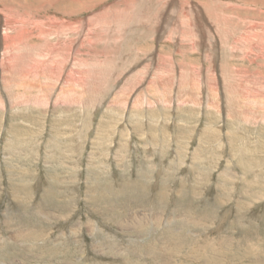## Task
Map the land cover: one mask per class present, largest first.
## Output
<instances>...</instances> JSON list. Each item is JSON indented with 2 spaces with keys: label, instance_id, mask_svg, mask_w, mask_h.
<instances>
[{
  "label": "rangeland",
  "instance_id": "rangeland-1",
  "mask_svg": "<svg viewBox=\"0 0 264 264\" xmlns=\"http://www.w3.org/2000/svg\"><path fill=\"white\" fill-rule=\"evenodd\" d=\"M0 56V264H264V0H0Z\"/></svg>",
  "mask_w": 264,
  "mask_h": 264
},
{
  "label": "bare ground",
  "instance_id": "bare-ground-1",
  "mask_svg": "<svg viewBox=\"0 0 264 264\" xmlns=\"http://www.w3.org/2000/svg\"><path fill=\"white\" fill-rule=\"evenodd\" d=\"M7 20V19H6ZM10 23V22H9ZM19 23V22H18ZM24 22H22V24H23ZM61 23V22H60ZM67 27V26H66ZM69 28V27H68ZM67 29V28H66ZM24 30V29H23ZM73 31V30H72ZM17 32V31H16ZM20 32H22V30L20 31ZM18 34V33H17ZM24 35V34H23ZM14 36H17V35H14ZM20 38H21V35L19 34V37L17 38V40H19L20 41ZM22 38H24V37H22ZM5 38L3 37V40H4ZM5 40H7V39H5ZM10 40V42H9V44L11 43L12 44V41H13V37H11V39H9ZM99 41V40H98ZM18 43V42H17ZM19 43H21V42H19ZM10 44V45H11ZM15 46V45H14ZM5 48H6V46H5ZM7 48H8V45H7ZM18 50V49H17ZM14 51V50H13ZM61 51V50H60ZM59 51V52H60ZM56 53V52H55ZM58 53V52H57ZM6 54V53H5ZM37 55V54H36ZM56 55V54H55ZM1 57V56H0ZM18 58V57H17ZM14 65H15V63H14ZM27 65V64H26ZM28 70V69H27ZM8 75V74H7Z\"/></svg>",
  "mask_w": 264,
  "mask_h": 264
}]
</instances>
